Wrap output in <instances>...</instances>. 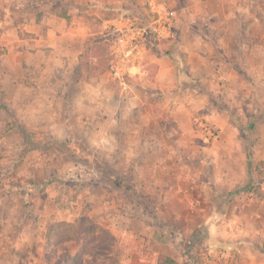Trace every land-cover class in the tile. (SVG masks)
Listing matches in <instances>:
<instances>
[{
	"label": "rangeland",
	"instance_id": "374dc122",
	"mask_svg": "<svg viewBox=\"0 0 264 264\" xmlns=\"http://www.w3.org/2000/svg\"><path fill=\"white\" fill-rule=\"evenodd\" d=\"M140 45L195 75L104 76ZM261 162L264 0H0V264H264Z\"/></svg>",
	"mask_w": 264,
	"mask_h": 264
},
{
	"label": "crops",
	"instance_id": "0c3cea01",
	"mask_svg": "<svg viewBox=\"0 0 264 264\" xmlns=\"http://www.w3.org/2000/svg\"><path fill=\"white\" fill-rule=\"evenodd\" d=\"M53 16L54 15H51V14H48V16L44 15L42 22H44L45 19H47V20L51 19V17H53ZM58 20H60V19H58ZM174 21H175V18H174ZM154 23H156V21ZM173 24H175V23L173 22L171 25H169L170 26V27L168 26L169 28L163 27L160 23L157 24V26H153L154 32L158 34V38L160 39V41H171L174 38V36L176 34L172 33V29H171V26ZM58 25L64 26L65 22L59 21ZM124 25L127 27V24L125 22L122 23L123 27H124ZM46 30H47L49 35L54 33V30L51 28V26L49 28H47ZM126 32H128L130 34L131 39H135V40L136 39H140V40L144 39L145 40L144 32H142L141 35H137V36H136V34H134V31H131V29L129 31H126ZM125 37H127V36L125 35ZM45 42H47L48 45L49 44L51 45V43L53 42L51 36H48V38H46V40L43 41V43H45ZM143 51H144L143 45H140L138 52L133 54V55L131 54V57L127 60L125 69L120 68L119 64H118L117 67H114L112 72H104V76H108L110 78L111 77L112 78H116V77L119 78L123 75V73H127L129 75V77L141 80L142 84H137L135 86L136 91L139 88L140 89L142 88V90L148 91V92L157 91L158 89L164 90L165 88L172 87V86H174V84H176V74L178 72H185L189 78H191L192 75H195V72H193L194 74H190V72H188L187 69L185 68V65H188L190 63L192 56L196 55L198 57H201L198 55L197 52H195V50L189 49L188 47H182V48H180L179 53L182 54V56L184 53H187V56H185V55L183 56L185 65H184V68H182V70L180 69V66H181L180 63L178 65V63H176L174 61V59L165 58V57H161V56L157 57L158 65L156 64V66L146 67V64L144 61ZM123 62H124V60H123ZM190 71H194V70L192 68H190ZM174 75H175V77H174ZM189 78L185 79L187 82L186 87L190 86V88L195 89V91H196L197 90L196 86L193 84V82L192 83L189 82ZM190 81H191V79H190ZM125 87L127 88L129 86L126 85ZM108 89H109V87L108 86L105 87L104 82H101L99 85L96 86L95 90L99 93H102V92H106V91L108 92L109 91ZM130 91H133V90H130ZM134 94H135V96L133 98L128 99L129 102H132V101L146 102L144 97L139 98L136 95V93H134ZM152 95L154 96L156 94L152 93Z\"/></svg>",
	"mask_w": 264,
	"mask_h": 264
},
{
	"label": "built area",
	"instance_id": "2783aa9c",
	"mask_svg": "<svg viewBox=\"0 0 264 264\" xmlns=\"http://www.w3.org/2000/svg\"><path fill=\"white\" fill-rule=\"evenodd\" d=\"M150 7H151L152 11L157 14V19H156L157 24L160 23L163 27H168L169 25H171L174 22V12H172V11L167 12L165 10L166 8L163 6V4H155L152 2L150 4ZM163 12H165V15H161ZM119 29H121V28L119 27ZM141 33H142V30H140V29H137L134 31V34H136V36L141 35ZM124 41H125V38H123V37H120L118 40L119 44H122Z\"/></svg>",
	"mask_w": 264,
	"mask_h": 264
},
{
	"label": "trees",
	"instance_id": "16d2710c",
	"mask_svg": "<svg viewBox=\"0 0 264 264\" xmlns=\"http://www.w3.org/2000/svg\"><path fill=\"white\" fill-rule=\"evenodd\" d=\"M116 35H113L112 39H115ZM108 69V68H107ZM264 166V162H261L259 164H257L256 166V171H259V173H262V169L261 167ZM259 194V193H258ZM157 264H179L176 260H174L173 258L167 256V255H159L157 258Z\"/></svg>",
	"mask_w": 264,
	"mask_h": 264
}]
</instances>
